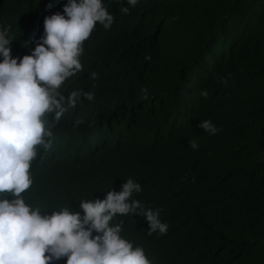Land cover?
Instances as JSON below:
<instances>
[{"label":"trees","instance_id":"obj_1","mask_svg":"<svg viewBox=\"0 0 264 264\" xmlns=\"http://www.w3.org/2000/svg\"><path fill=\"white\" fill-rule=\"evenodd\" d=\"M65 3L0 0L11 55L30 54ZM104 4L113 23L96 25L82 70L59 89L94 98L49 115L51 146L38 147L25 203L82 212L80 200L131 178L141 185L132 198L159 209L167 232L149 235L135 213L110 223L122 221L120 235L152 264H264V0ZM205 119L215 135L198 127Z\"/></svg>","mask_w":264,"mask_h":264},{"label":"clouds","instance_id":"obj_2","mask_svg":"<svg viewBox=\"0 0 264 264\" xmlns=\"http://www.w3.org/2000/svg\"><path fill=\"white\" fill-rule=\"evenodd\" d=\"M126 3L134 7L138 0ZM62 8L44 17V34L19 58L11 55L8 29L0 27V264H53L63 257L65 264H152L142 246L120 235L122 221L110 223L135 213L146 220L149 235L167 232L159 209L132 198L141 191L133 179L118 191L111 187L103 198L80 200L82 212L68 205L42 213L43 206L32 207L21 196L32 185L29 169L38 147L51 146L49 115L58 121L65 105L75 107L81 96L93 100L92 92L77 89L65 96L59 89L82 70L83 44L96 25L107 29L114 19L104 0H66ZM198 127L210 135L218 131L209 119ZM188 143L199 147L195 139Z\"/></svg>","mask_w":264,"mask_h":264}]
</instances>
